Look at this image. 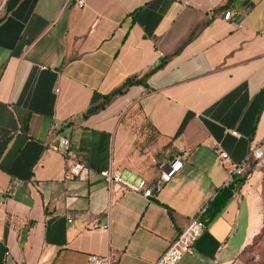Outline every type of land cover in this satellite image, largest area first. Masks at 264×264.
Returning <instances> with one entry per match:
<instances>
[{
	"label": "crops",
	"instance_id": "crops-1",
	"mask_svg": "<svg viewBox=\"0 0 264 264\" xmlns=\"http://www.w3.org/2000/svg\"><path fill=\"white\" fill-rule=\"evenodd\" d=\"M85 3L0 0V264H155L230 186L219 152L240 162L264 137V0ZM59 136L75 152L86 141L88 180L66 179ZM185 154L151 198L100 176L156 181ZM263 177L237 186L177 264L233 262L263 227Z\"/></svg>",
	"mask_w": 264,
	"mask_h": 264
},
{
	"label": "built area",
	"instance_id": "built-area-1",
	"mask_svg": "<svg viewBox=\"0 0 264 264\" xmlns=\"http://www.w3.org/2000/svg\"><path fill=\"white\" fill-rule=\"evenodd\" d=\"M85 4V0H76V6L79 8H84ZM231 14V12H227L225 18L229 19ZM58 128L59 125L55 123L52 126L51 131L55 132ZM232 134L237 135V132L233 131ZM1 139L2 136L0 133V141ZM56 150L65 159L66 179H77L81 181L88 180L90 168L73 150L71 140L68 137L59 136ZM186 156L187 154L179 157L169 166L162 168L159 178L156 181L149 182L147 179H140L136 186L123 181L113 168L101 171L100 176L110 187L135 191L141 193L145 198H151L156 192H160L164 186L173 179L182 168L183 160ZM219 159L228 173V179L226 181L227 185L234 183L236 180H247L254 171L262 170L264 168V137L260 141L252 142L248 155L240 162L232 161L229 154L224 151L219 152ZM207 209L208 205L200 209L196 215L189 219L186 227L171 243H169L168 247L155 264H177L185 255L194 254L195 243L207 228V223L204 220ZM86 264H112V260L109 255H89Z\"/></svg>",
	"mask_w": 264,
	"mask_h": 264
},
{
	"label": "trees",
	"instance_id": "trees-1",
	"mask_svg": "<svg viewBox=\"0 0 264 264\" xmlns=\"http://www.w3.org/2000/svg\"><path fill=\"white\" fill-rule=\"evenodd\" d=\"M231 1L232 0H228V3L224 6V8H226L230 4ZM136 82H137L136 79H133V78L132 79H128L124 83V85H122L120 88L115 89L112 93H110L109 95L105 96V99H104V102H103L102 105L105 106L114 96L119 95V94H123L128 89L129 86H131L132 84H135ZM154 136L155 135L153 133L148 132L147 140L144 143L148 144V143H151L152 141L154 142V140H155ZM139 144H140L139 145L140 147L144 145L142 142H140ZM145 146H143V147H145ZM87 149H88L87 143L84 140L82 145H81V147L76 152L78 157L83 162H87V154H88V150ZM158 166H159L158 163L155 162L154 163V169L158 168ZM263 181H264V177H263ZM243 182H245L244 179L237 180L236 183L230 184V186L228 188L221 189L219 191L218 195L212 201H210V203L208 205V209H207L206 215L204 217V220L206 221L207 224L211 223L216 218V216L223 211V209L226 207L228 202L231 200L234 190L236 188H238L237 186L241 185ZM262 198L264 199L263 184H262ZM263 208H264V204H263ZM260 236H261V232H259L254 237L252 242L254 243ZM252 242L250 244H253ZM248 246H246L241 252H243Z\"/></svg>",
	"mask_w": 264,
	"mask_h": 264
},
{
	"label": "rangeland",
	"instance_id": "rangeland-1",
	"mask_svg": "<svg viewBox=\"0 0 264 264\" xmlns=\"http://www.w3.org/2000/svg\"><path fill=\"white\" fill-rule=\"evenodd\" d=\"M161 152H155V162L160 165L159 158ZM154 162V163H155ZM264 173V168L262 169ZM134 179V178H133ZM264 190V181H263ZM264 204V199H263ZM263 218H264V208H263ZM261 236L253 243L250 244L243 252L239 253L233 260L231 264H264V223L261 229Z\"/></svg>",
	"mask_w": 264,
	"mask_h": 264
}]
</instances>
